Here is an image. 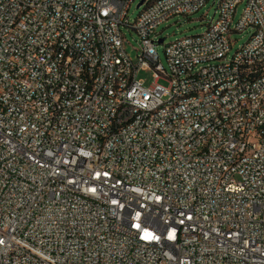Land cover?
Returning <instances> with one entry per match:
<instances>
[{
	"label": "built area",
	"instance_id": "2783aa9c",
	"mask_svg": "<svg viewBox=\"0 0 264 264\" xmlns=\"http://www.w3.org/2000/svg\"><path fill=\"white\" fill-rule=\"evenodd\" d=\"M137 1L0 0V264H264V0ZM211 1L165 70L158 28Z\"/></svg>",
	"mask_w": 264,
	"mask_h": 264
},
{
	"label": "rangeland",
	"instance_id": "374dc122",
	"mask_svg": "<svg viewBox=\"0 0 264 264\" xmlns=\"http://www.w3.org/2000/svg\"><path fill=\"white\" fill-rule=\"evenodd\" d=\"M141 0L134 3L131 7V10L128 15L129 22L133 24L138 18L139 14L145 9V6L137 9L138 4ZM244 4H241L236 11V15L234 18V25H236L244 11ZM215 14V7L212 5V1L203 8L200 12L191 17L178 16L170 19L167 23L162 24L158 30V40L165 39L163 44H159L157 46L156 51L159 54L160 62L163 65L164 69L169 71V65L167 61V57L165 54L166 46L177 41L183 39L185 37L199 36L203 35L207 30L210 22ZM208 15V16H207ZM207 16V17H206ZM122 34L125 40V50L129 55V58L136 63L137 56L139 50L140 40L138 35L126 28H122ZM250 34L247 33H233L230 37L232 42V50L229 54V59L240 49V47L246 43ZM140 79L145 80L146 85L150 86L153 83L152 72H143L140 74Z\"/></svg>",
	"mask_w": 264,
	"mask_h": 264
},
{
	"label": "bare ground",
	"instance_id": "6f19581e",
	"mask_svg": "<svg viewBox=\"0 0 264 264\" xmlns=\"http://www.w3.org/2000/svg\"><path fill=\"white\" fill-rule=\"evenodd\" d=\"M164 0H148V4H158ZM146 9V2L143 3ZM142 6V7H143ZM208 37V30L203 34L196 36V40H204ZM120 67H129L130 58L128 55L119 56ZM63 67H71V60H63ZM261 77H264V68L261 69ZM247 79H257V72H247ZM211 88H217V81H209V87H202L199 90V97H206L211 95ZM184 97L194 98L195 90H184ZM180 104V95H173L167 97L157 98L148 104L147 117H154L156 112H160L163 108H168ZM256 138H264V124L263 129L256 130ZM136 216H141V209H132L129 212V221H136Z\"/></svg>",
	"mask_w": 264,
	"mask_h": 264
},
{
	"label": "water",
	"instance_id": "95a60500",
	"mask_svg": "<svg viewBox=\"0 0 264 264\" xmlns=\"http://www.w3.org/2000/svg\"><path fill=\"white\" fill-rule=\"evenodd\" d=\"M143 3H144V0H142V1L138 4L137 9H140V8L143 6ZM164 41H165V39H162L160 43L163 44Z\"/></svg>",
	"mask_w": 264,
	"mask_h": 264
}]
</instances>
